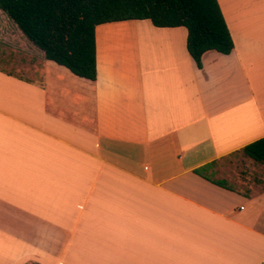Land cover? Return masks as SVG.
Here are the masks:
<instances>
[{
	"label": "crops",
	"instance_id": "1",
	"mask_svg": "<svg viewBox=\"0 0 264 264\" xmlns=\"http://www.w3.org/2000/svg\"><path fill=\"white\" fill-rule=\"evenodd\" d=\"M218 1L230 54L199 68L185 26L102 23L95 84L0 9V264H264V182L221 174L264 137V0ZM16 40L22 75L1 50ZM64 72L91 86V114L62 104Z\"/></svg>",
	"mask_w": 264,
	"mask_h": 264
},
{
	"label": "trees",
	"instance_id": "2",
	"mask_svg": "<svg viewBox=\"0 0 264 264\" xmlns=\"http://www.w3.org/2000/svg\"><path fill=\"white\" fill-rule=\"evenodd\" d=\"M0 9L48 61L91 84L97 80L95 31L102 23L150 19L160 27L185 26L187 48L199 68L207 50L230 54L235 47L218 0H0ZM242 151L264 163V137Z\"/></svg>",
	"mask_w": 264,
	"mask_h": 264
},
{
	"label": "rangeland",
	"instance_id": "3",
	"mask_svg": "<svg viewBox=\"0 0 264 264\" xmlns=\"http://www.w3.org/2000/svg\"><path fill=\"white\" fill-rule=\"evenodd\" d=\"M20 46V47H17ZM3 60L10 63V67L16 71H19V75H22L21 72L26 67L23 66L22 62L27 60V53H32V51L26 50L24 44H21L19 40L13 42H4L1 46ZM17 49H20L17 51ZM1 64L4 67H9L8 65H4L3 62ZM72 75V74H71ZM74 76V75H72ZM68 73L60 74L62 83L59 88V96L61 99L65 101L62 103L74 116L77 114L90 111L92 112L91 105L88 108L84 107L85 101H92L93 93L90 85L86 84L83 81L76 79V77H72ZM61 113L64 114V111L61 110ZM86 121L91 119V116L86 118L83 117ZM92 121V120H90ZM223 166L222 169V177L225 178L227 176L228 181L241 189L251 191L253 186L259 181L264 182V164L254 161L243 153H234L223 159L221 164Z\"/></svg>",
	"mask_w": 264,
	"mask_h": 264
}]
</instances>
